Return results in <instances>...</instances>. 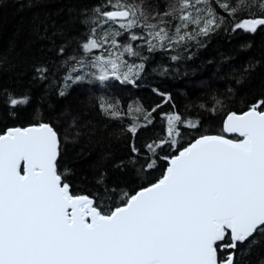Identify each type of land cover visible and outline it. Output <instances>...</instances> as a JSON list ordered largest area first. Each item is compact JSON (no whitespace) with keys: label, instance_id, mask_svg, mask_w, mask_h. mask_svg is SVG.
Segmentation results:
<instances>
[{"label":"snow or ice","instance_id":"snow-or-ice-1","mask_svg":"<svg viewBox=\"0 0 264 264\" xmlns=\"http://www.w3.org/2000/svg\"><path fill=\"white\" fill-rule=\"evenodd\" d=\"M34 4L29 0V7ZM241 13L247 17L237 18ZM226 17L232 32L264 31V0H163V10L159 2L100 0L77 17L80 39L56 50L60 63L36 66L33 79L60 84V97L83 83L138 87L151 54H170L171 62L152 71L178 72L179 62L191 59L180 49L203 46L201 38L224 27ZM62 70L59 80L52 79ZM157 95L162 103L151 110L134 101L127 113L119 99L98 98L104 116L122 120L127 114L135 121L126 129L133 138L163 104L173 109L162 114L163 139L146 143L147 153L132 143V154L116 165L146 174L149 183L134 193L105 185L110 204L73 191L58 171L61 139L51 124L0 130V264H253L252 257L264 252V99L240 114L228 112L224 135L175 111L171 94ZM3 97L7 116L29 103L28 96L6 90ZM213 99L206 110L216 113L223 101ZM159 168L164 171L152 180ZM256 264H264V256Z\"/></svg>","mask_w":264,"mask_h":264},{"label":"trees","instance_id":"trees-1","mask_svg":"<svg viewBox=\"0 0 264 264\" xmlns=\"http://www.w3.org/2000/svg\"><path fill=\"white\" fill-rule=\"evenodd\" d=\"M99 2L35 0L29 7V0H0V55L7 57V63L0 65V130L40 122L51 124L61 139L58 171L65 175L73 191L110 204L108 197L112 193L105 192V185L117 189V193H134L149 183L146 174H137L131 166L121 169L116 165L132 154V143L147 153L146 143L163 139L166 121L162 114L173 109L163 104L153 113V123L141 128L133 138L126 129L135 121L127 114L122 120L104 116L98 98L105 95L119 99L127 113V106L134 101L151 110L162 103L157 90L162 91L172 95L175 111L200 120L204 129L213 134H224L221 127L228 112L242 113L253 102L264 99V31L232 32V20L226 17L224 27L201 38L203 46L193 42L188 51L180 49L191 59L179 62L178 72L162 75L152 71L161 64L171 65L170 54L158 52L151 54L154 59L149 62L146 75L137 82L138 87L114 82L113 86L102 89L97 83H83L73 85L66 96L60 97L61 85L34 80V68L43 64L51 69L53 63H60L56 50L62 44H74L83 31L77 17ZM149 2H159L163 10V0H145L146 4ZM241 17L246 18L247 13L237 18ZM245 69L249 70L248 78L238 82ZM62 74L63 70L56 72L52 79L59 80ZM5 90L13 96L29 97V103L19 106L15 116L5 114ZM213 97L223 101L222 110L216 113L206 110L215 104ZM200 104L205 108H200ZM132 115H139V122L144 123L142 114ZM158 164L166 162L161 160ZM163 171V168L155 170L151 179L158 178ZM101 173H106L104 183L98 184ZM260 256L264 252L252 257L253 264Z\"/></svg>","mask_w":264,"mask_h":264},{"label":"water","instance_id":"water-1","mask_svg":"<svg viewBox=\"0 0 264 264\" xmlns=\"http://www.w3.org/2000/svg\"><path fill=\"white\" fill-rule=\"evenodd\" d=\"M238 114H240V113H238ZM225 118H226V117H225ZM225 118H224V119H225ZM224 135H228V134H225V133H224ZM229 138H235V137H234V136H229ZM58 161H59V160H58Z\"/></svg>","mask_w":264,"mask_h":264}]
</instances>
